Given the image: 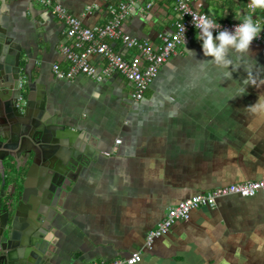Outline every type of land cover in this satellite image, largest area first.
Masks as SVG:
<instances>
[{
  "label": "crops",
  "instance_id": "obj_1",
  "mask_svg": "<svg viewBox=\"0 0 264 264\" xmlns=\"http://www.w3.org/2000/svg\"><path fill=\"white\" fill-rule=\"evenodd\" d=\"M55 1L84 25L105 22L111 16L108 6L119 2ZM250 3L192 2L218 21L247 15ZM90 4L96 7L87 12ZM134 9L121 22L124 33L156 45L159 33L173 30L172 0H134ZM262 11L251 14L262 18ZM0 21L21 49L25 73L44 91L50 113L88 133L98 149L58 196L44 235L43 264H90L138 249L137 264H264L260 194L219 196L214 206L192 209L151 248L143 247L146 233L170 205L216 186L264 178V116L248 107L264 96V45L251 42L245 53L255 64L251 77L243 64L228 75L193 38L176 47L143 97L133 100L130 82L117 72L99 81L54 75V63L68 66L59 50L66 42L63 24L39 2L0 0ZM106 41L125 57L132 51L119 39ZM228 55L236 61L234 52ZM246 79L256 83H248L246 94L229 98L236 82Z\"/></svg>",
  "mask_w": 264,
  "mask_h": 264
},
{
  "label": "water",
  "instance_id": "obj_2",
  "mask_svg": "<svg viewBox=\"0 0 264 264\" xmlns=\"http://www.w3.org/2000/svg\"><path fill=\"white\" fill-rule=\"evenodd\" d=\"M20 54L0 21V264H43L58 196L98 149L50 113Z\"/></svg>",
  "mask_w": 264,
  "mask_h": 264
},
{
  "label": "built area",
  "instance_id": "obj_3",
  "mask_svg": "<svg viewBox=\"0 0 264 264\" xmlns=\"http://www.w3.org/2000/svg\"><path fill=\"white\" fill-rule=\"evenodd\" d=\"M35 1L49 9L63 24L66 42H61L59 50L68 66L66 69H61L57 63H54L52 65L54 75L59 79H73L77 75H84L99 81L112 72H117L130 82L132 86L130 96L133 100L143 97L144 91L161 64L175 51L178 45L198 38L199 29L193 23L192 14L195 13L197 19L201 15L210 17L205 11L198 10L193 6L194 0H172V8L176 16L174 28L170 32L159 33L160 43L153 45L149 40L130 36L121 29V22L134 9V0H119L116 5H109L108 10L111 16L105 22L93 25H84L80 18L72 15L55 0ZM182 5H186L187 10ZM95 7L94 4H90L86 6L85 10L88 12ZM141 12L143 15L146 14L145 10H141ZM254 19L264 25V16ZM218 22L222 27L234 31V26L240 21L235 19ZM217 30L216 28L212 29L214 33ZM106 39H119L125 48L132 50L130 55L125 57L120 51L114 50ZM252 42L264 45L263 29ZM91 56H94V59ZM100 61H103L102 65L98 66ZM23 81V78L19 79V87L23 85ZM20 99H23L21 94L19 95ZM231 193L242 196L260 194L264 198V178L216 186L211 190L192 194L170 205L164 216L146 233L143 247L151 248L155 238L165 234L174 221L188 219L192 209L199 206L212 207L215 205L217 197ZM141 253L142 250L138 249L124 257L93 261L90 264H137L141 260Z\"/></svg>",
  "mask_w": 264,
  "mask_h": 264
},
{
  "label": "clouds",
  "instance_id": "obj_4",
  "mask_svg": "<svg viewBox=\"0 0 264 264\" xmlns=\"http://www.w3.org/2000/svg\"><path fill=\"white\" fill-rule=\"evenodd\" d=\"M187 10L186 5H182ZM249 13L244 16L239 14L236 18L240 21L234 26V31L229 30L226 27H222L218 22L215 13L213 16L208 17L201 15L199 19L196 18V14L193 13V23L199 31L197 37L201 41L202 51L206 57L211 58V62L222 66L228 75H231V71L238 70L240 65L243 64L244 68L249 71L255 65L248 57L245 56L247 50L251 46V42L256 38L264 25L252 16V11L256 8L264 10V0H251L248 5ZM213 28L218 29L215 33L212 31ZM183 47V45H182ZM188 51H194L189 49ZM230 52L236 54V61L228 55ZM228 65H232V69H228ZM251 77V73H250ZM251 82L255 84L254 79H246L243 84L236 82L234 85L235 90L231 93L229 98H233L237 95H244L247 93V85ZM250 110L258 115L264 116V96H259L257 101L248 106Z\"/></svg>",
  "mask_w": 264,
  "mask_h": 264
},
{
  "label": "trees",
  "instance_id": "obj_5",
  "mask_svg": "<svg viewBox=\"0 0 264 264\" xmlns=\"http://www.w3.org/2000/svg\"><path fill=\"white\" fill-rule=\"evenodd\" d=\"M262 13V15L264 14V10L262 12H260V14Z\"/></svg>",
  "mask_w": 264,
  "mask_h": 264
}]
</instances>
